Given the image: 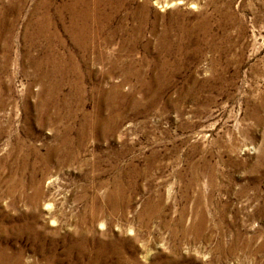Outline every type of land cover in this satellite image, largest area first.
<instances>
[{
	"label": "rangeland",
	"instance_id": "obj_1",
	"mask_svg": "<svg viewBox=\"0 0 264 264\" xmlns=\"http://www.w3.org/2000/svg\"><path fill=\"white\" fill-rule=\"evenodd\" d=\"M0 264H264V0H0Z\"/></svg>",
	"mask_w": 264,
	"mask_h": 264
},
{
	"label": "bare ground",
	"instance_id": "obj_2",
	"mask_svg": "<svg viewBox=\"0 0 264 264\" xmlns=\"http://www.w3.org/2000/svg\"><path fill=\"white\" fill-rule=\"evenodd\" d=\"M82 2H83V1H82ZM76 10H77V9H76ZM83 13H84V12L78 10V15H80V14L83 15ZM62 17H63V16H62ZM74 17L76 18V15H75V14H74ZM82 19H83V18H82ZM75 21H76V22H78V21L80 22V21H81L80 17H78L77 19H75ZM69 26H70V25H69ZM71 27H72V29H74L73 31H76L75 28H76L77 26H75V27H74V26H71ZM77 30H79V29H77ZM76 33H79V32H76ZM82 34H83V33H82Z\"/></svg>",
	"mask_w": 264,
	"mask_h": 264
}]
</instances>
